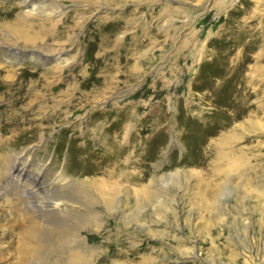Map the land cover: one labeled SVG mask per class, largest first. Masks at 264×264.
<instances>
[{
  "label": "rangeland",
  "instance_id": "rangeland-1",
  "mask_svg": "<svg viewBox=\"0 0 264 264\" xmlns=\"http://www.w3.org/2000/svg\"><path fill=\"white\" fill-rule=\"evenodd\" d=\"M241 157L264 165V0H0V264H264Z\"/></svg>",
  "mask_w": 264,
  "mask_h": 264
},
{
  "label": "bare ground",
  "instance_id": "bare-ground-1",
  "mask_svg": "<svg viewBox=\"0 0 264 264\" xmlns=\"http://www.w3.org/2000/svg\"><path fill=\"white\" fill-rule=\"evenodd\" d=\"M222 146V145H221ZM218 147H216V153L219 154L218 152ZM220 151V150H219ZM221 152V151H220ZM223 155V154H222ZM249 161V160H248ZM258 167H252L251 165H249V163H247V159H245V157H241L239 158V160L234 164V167L237 169H240L243 171V176L244 179L249 183V184H257V183H261V180L264 178V165H261L259 162L257 163ZM244 167V168H243ZM258 168V169H257ZM31 168L29 166V163H26L22 161V157H18L15 160L14 166H13V179L18 181L19 183H23L25 184V180L27 181L28 177H30L33 181L31 183V189H29L28 194H34L36 193V191L39 189L42 192H47L49 191L51 185V183H44V185H42L41 182H39V176H40V172L36 173V174H31ZM235 171V170H234ZM17 182V183H18ZM41 183V184H40ZM85 186V183L79 182L75 185V187L71 188L72 191H74V193L76 194H81L84 193L83 187ZM227 188V187H226ZM85 189V188H84ZM38 192V191H37ZM50 193V192H49ZM73 193V194H74ZM47 194V193H46ZM76 194V195H77ZM39 195V194H38ZM63 194L61 192H56L54 198L58 199L59 197H61ZM65 196V195H64ZM38 197V196H37ZM74 197V196H73ZM215 197V196H214ZM54 199V200H55ZM37 200V198H36ZM54 200L50 201H46L44 203H46L45 207H57L59 206L61 203L60 202H54ZM38 202V201H37ZM42 203V202H41ZM64 203V202H63ZM36 204V203H35ZM39 205V202L38 204ZM44 207V206H43ZM64 210V209H63ZM34 239L35 241L37 240L39 242V244L41 243V246L38 247L37 250V255H39V257L45 256V246H43L45 243L46 244H54L55 243V239L56 237H52V235L49 234V232H44V230L39 229L36 234L34 236L30 237V241ZM28 240V241H29ZM26 244V243H25ZM50 252H52L53 254H56V252H59V249H56V247L52 246ZM62 253V251H61ZM56 264V263H55ZM61 264V263H60Z\"/></svg>",
  "mask_w": 264,
  "mask_h": 264
}]
</instances>
